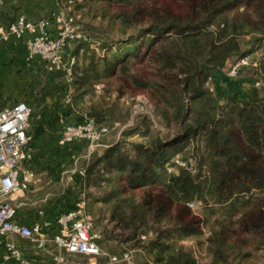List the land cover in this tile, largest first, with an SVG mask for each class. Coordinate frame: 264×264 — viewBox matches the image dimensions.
Here are the masks:
<instances>
[{
  "label": "trees",
  "instance_id": "trees-1",
  "mask_svg": "<svg viewBox=\"0 0 264 264\" xmlns=\"http://www.w3.org/2000/svg\"><path fill=\"white\" fill-rule=\"evenodd\" d=\"M63 3L74 24L81 16L87 18L88 3L98 4V17L110 27L103 32L124 34L96 41L91 50L87 33V41L68 44L73 58L69 98L76 110L98 124H108L107 119L119 123L142 93L167 126L161 130L141 118L88 164L85 176L96 189L95 200L102 202L99 212H108L122 239L130 228L136 233L165 219L190 236L206 223L188 206L198 201L206 213L215 214L206 216L209 264L226 260L223 247H229L232 234L258 235L263 247L264 85H255V80L264 83V0ZM239 37L249 39L247 52H241ZM247 54H255V64L236 73L246 77L245 87L239 83L235 93L210 87L214 72L229 57ZM116 109L122 112L120 118L114 116ZM135 132L140 138L128 140ZM176 157L187 166L174 165ZM169 164L174 166L171 172ZM155 256L157 264H197L181 245H164Z\"/></svg>",
  "mask_w": 264,
  "mask_h": 264
},
{
  "label": "crops",
  "instance_id": "crops-1",
  "mask_svg": "<svg viewBox=\"0 0 264 264\" xmlns=\"http://www.w3.org/2000/svg\"><path fill=\"white\" fill-rule=\"evenodd\" d=\"M64 9V3L56 0H0V110L19 101L32 106L27 127L30 141L25 147L28 158L21 163L29 181L25 189L11 197L18 205L14 220L27 226L41 224L49 237L43 249L19 235L0 237V264H54V257L59 252L52 241L58 232L57 217L74 209L78 201H82V211L91 218L94 230L99 233L97 244L106 252V255L98 256L97 264H157L148 260L150 255L145 250L126 249L127 243H122L120 230L109 221L108 212L103 209L99 212L102 202L95 200L98 198L96 189L88 184L85 176V168L91 159L119 140L122 127L104 135L94 150L88 149L83 140L59 142L64 126L77 124L82 117L69 98L66 69L73 60L69 55L71 45L65 48L60 64L48 69L39 56L29 57L27 41L35 33L25 31L20 37H1L3 30L19 16L33 23L46 21L47 33L54 36L58 29L54 17ZM221 71L214 72L212 82V86L220 91L218 93H232L230 90H236L239 83L245 87V77L236 76L234 81ZM130 121L129 117L123 127L130 126ZM4 240H11L18 246L20 259L3 258L6 253ZM122 250L131 252L129 261L119 258L112 262L110 256H117ZM62 253L67 264H71L70 259L76 254L63 250ZM192 253L197 264H209L207 259L201 258L205 252L195 250Z\"/></svg>",
  "mask_w": 264,
  "mask_h": 264
},
{
  "label": "built area",
  "instance_id": "built-area-1",
  "mask_svg": "<svg viewBox=\"0 0 264 264\" xmlns=\"http://www.w3.org/2000/svg\"><path fill=\"white\" fill-rule=\"evenodd\" d=\"M54 20L58 24L54 36L47 33L46 21L40 20L33 23L19 16L3 30L1 37L7 38L10 35L20 37L25 31L35 33L27 41L29 57L39 56L44 61L45 67L52 69L60 64L62 54L70 42L88 39L86 32L73 23L68 10L59 11ZM253 58L252 54L237 58L230 64L229 74H236L240 67L255 64ZM66 74L69 82V67L66 69ZM255 85H264V83L256 79ZM96 89H99L98 85ZM31 114L32 106L24 101L16 102L0 110V237L19 235L37 248L43 249L49 241L44 227L41 224L27 226L16 222L14 217L18 205L11 199L15 192L25 189L29 181V176L22 170L21 163L28 158L25 147L30 141L27 127ZM130 119L133 124V117L131 116ZM110 131L109 124H98L93 118L82 115L79 123L64 126L59 142L66 144L83 140L88 144V149L94 150L103 136ZM173 162L177 166H187V162L179 157L174 158ZM173 169V164L167 166L168 172ZM188 206L195 209L197 202H188ZM82 207V201H78L74 209L61 213L57 217L58 232L52 237V241L59 252L54 257V264H67L62 250L68 254L86 256L87 264H97L98 256L106 255L96 241L99 233L94 230L91 218L84 214ZM3 244L6 251L3 258L12 257L17 260L21 258V251L13 241L4 240ZM121 259L129 261L130 252H124ZM110 260L118 261L119 258L112 255Z\"/></svg>",
  "mask_w": 264,
  "mask_h": 264
},
{
  "label": "rangeland",
  "instance_id": "rangeland-1",
  "mask_svg": "<svg viewBox=\"0 0 264 264\" xmlns=\"http://www.w3.org/2000/svg\"><path fill=\"white\" fill-rule=\"evenodd\" d=\"M85 9L89 10V15L87 18L79 17V22L76 24L79 28H81L82 31L89 34L91 43L89 46V49L92 48L96 49V46L93 45L94 42H99L100 44L102 42L107 41H113L112 39H119L124 36L123 33H120L116 29L110 32H103L108 27V24L105 20L99 18L100 17V7L98 4L95 3H88L85 6ZM233 14H230L229 17H231ZM99 16V17H98ZM81 20V21H80ZM89 23V24H88ZM92 27L98 29V32H96ZM130 28V29H129ZM127 32L130 33L132 31V27H129ZM128 33V34H129ZM251 38L250 36H248ZM240 42V48L241 52H247L248 50V44L249 39L247 37H239ZM75 46V45H74ZM98 46V45H97ZM82 50V49H81ZM261 50H259L258 53H260ZM257 58L260 57L258 56ZM253 56L255 54H252ZM237 57L235 55L228 58L226 61L225 67L222 68L221 73L222 74H228L227 76H231V80H237V74H229L230 72V64L233 63ZM250 67V66H248ZM252 68V67H251ZM251 68L247 70V73H244L243 76H248L249 73H251ZM246 72V71H245ZM228 78V77H227ZM246 78V77H245ZM254 79V78H253ZM210 87L213 89L212 81H210ZM231 92H236L237 90H230ZM188 101V100H187ZM218 101V100H216ZM79 102H82V99L79 100ZM220 102H223L220 100ZM189 102H187L188 104ZM222 106H225V103H220ZM220 106V105H219ZM155 107L153 104H151L146 95L144 94H138L136 96V99L132 105V111L129 113L126 118L122 121H120L118 124H114V122L111 119H107V123L110 125L112 131H117L119 128L122 127L121 134L127 130H131L134 128L137 123L141 121V118H147V120L151 121L156 128H160L161 130H167V126L162 122L161 118L156 115L154 111ZM115 111V110H114ZM115 118H120L122 116V112L120 109H116L114 112ZM131 116L134 119L133 124L130 126H124ZM127 138V136L125 137ZM140 136L135 132V134L132 137H129L128 140H135L139 139ZM125 141L127 139H124ZM127 140V141H128ZM97 157H94L91 159V163L95 161ZM194 214H197L199 217H202L205 219V222L203 224V229L198 230L196 234L190 235V236H183L181 227L179 225H175L172 222H169L167 219L163 220L162 222H152L148 223L145 226H142L136 233L133 232L132 228L128 229V231L125 232V238L122 239V243H127L128 250H131L133 248H139L141 250H145L147 255L149 254L148 260L150 262L156 261V254L158 253V249H161L164 245L165 246H183L184 249H186L189 252H195V250L203 251L205 252L204 256L201 258L207 259L208 262H210V256L208 252L209 248V242L208 238L210 236V226L208 225V221L206 216H211L212 218L215 217V214L213 212H207L203 209V206L201 203L197 201V207L196 209L191 210ZM211 222V221H210ZM210 224V223H209ZM141 236H145V238H141ZM183 236V237H182ZM228 246L223 247V249L226 251V260H222L221 264H264V246H260V237L258 235L253 234H232L228 238L227 242ZM124 251L122 250L117 257L121 259V254ZM126 252V251H125ZM131 253V252H130ZM152 253V256H151ZM135 254V253H134ZM200 258V259H201ZM159 259V258H157ZM71 264H87L88 258L83 255H75L70 259ZM156 263V262H155ZM151 264V263H150Z\"/></svg>",
  "mask_w": 264,
  "mask_h": 264
}]
</instances>
